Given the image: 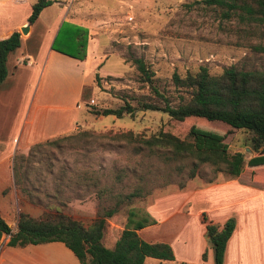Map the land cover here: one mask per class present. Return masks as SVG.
<instances>
[{
	"label": "rangeland",
	"instance_id": "1",
	"mask_svg": "<svg viewBox=\"0 0 264 264\" xmlns=\"http://www.w3.org/2000/svg\"><path fill=\"white\" fill-rule=\"evenodd\" d=\"M88 1L91 6L96 5L95 13L92 7L89 11L80 7L97 20L89 32L90 41L86 48L88 64H95L97 72L93 75L83 73L82 76L78 72L76 75L77 67L61 62L55 63V69L49 72L54 87L52 102L55 104L73 106L75 97L67 86L71 85L73 89L77 76L84 80L83 95L76 102L78 108L70 110L77 116L76 128L66 135L33 143L14 154L11 231L15 229L18 214L24 213L22 211H28L26 214L33 218L61 211L87 225L101 204V199L94 194L96 188L104 186L126 192L140 177L154 179L146 185L148 188L152 185L151 190L135 198L131 204L120 206L115 214L106 218L108 229L105 232L109 234L111 228L117 229L130 207L143 210L153 220L147 225L156 224L158 219L145 208L148 197L152 196L149 204L157 208L163 197L158 193L166 187L180 189L189 183L230 178L221 172L212 173L205 165H201L192 178H187V168H176L179 161L164 164L136 154L131 145L115 137L118 133L130 131L147 137L162 130L183 138L190 127H194L216 136L224 134L228 152L239 151L244 160L254 154L248 145V132L219 121L197 118L176 121L164 112L139 107L132 116L124 114L119 118L95 114L94 111L119 107L124 99L136 106L135 100L128 95L149 94L146 84L138 79L132 63L135 57L141 58L153 72L158 89L171 103L177 101L180 93L171 81L173 72L182 75L186 71H195L199 65H204L210 74H216L229 65L264 70V52L252 49L254 44L264 45V23L246 24L236 17L223 19L218 7L207 5L203 0ZM7 14L8 18L19 16L18 11ZM59 65L63 70L61 73L57 70ZM181 165L187 166V162ZM240 179L264 184V169L242 168ZM164 180L170 182L162 185ZM190 191L187 189L183 194L191 201ZM174 227L175 221H162L147 232L165 234ZM155 261L148 258L144 264H155Z\"/></svg>",
	"mask_w": 264,
	"mask_h": 264
},
{
	"label": "trees",
	"instance_id": "2",
	"mask_svg": "<svg viewBox=\"0 0 264 264\" xmlns=\"http://www.w3.org/2000/svg\"><path fill=\"white\" fill-rule=\"evenodd\" d=\"M55 0H35L30 5L27 22L31 24L40 10ZM207 5L220 9L223 19L236 17L246 24L264 23V0H203ZM87 40L86 28L69 22H62L52 41L51 48L72 58L85 57ZM65 43V45H62ZM19 45V34L12 31L0 39V82L6 75L7 54ZM70 47L71 49H69ZM253 50L264 52V45L254 44ZM138 72V79L148 87L149 94L128 95L135 100L136 106L127 99L116 108H103L94 111L99 115H113L117 118L124 114L132 116L136 107L158 110L176 121L197 118L204 121H219L232 128L249 133L248 145L254 152L247 160L239 151L228 152L224 134L216 136L207 130L198 131L190 127L183 138L167 131L158 130L147 137L130 131L118 133L115 137L123 139L132 146L134 153L157 159L169 164L179 161V169L187 168V178H192L201 165L208 166L212 173L221 172L231 178H239L242 168L264 169V70L242 69L236 65L222 67L220 72L210 74L204 65L193 72L179 75L173 72L171 81L179 90L177 101L171 103L155 83L153 72L139 58H132ZM83 95V93H82ZM48 141L49 143L54 142ZM187 162V166L181 165ZM156 177V176H153ZM150 179L138 178L126 192L114 191L111 187H98L94 194L101 199L93 219L84 225L69 215L56 211L42 218H33L19 213L16 230L0 217V237L8 235L7 245L24 246L46 242H61L76 258L79 264H142L145 257L172 260L170 246L164 242H147L139 237L137 230L153 220L144 211L132 207L126 209L125 223L112 247L102 244L106 218L115 214L122 205H129L135 198L149 193L146 187ZM154 179H151V183ZM212 179H208L207 182ZM170 181L164 180L162 185ZM182 185L180 184L179 187ZM107 201V202H105ZM234 222L227 219L222 224L205 223V237L212 249L213 264H222L224 248ZM201 258H205L202 252Z\"/></svg>",
	"mask_w": 264,
	"mask_h": 264
},
{
	"label": "crops",
	"instance_id": "3",
	"mask_svg": "<svg viewBox=\"0 0 264 264\" xmlns=\"http://www.w3.org/2000/svg\"><path fill=\"white\" fill-rule=\"evenodd\" d=\"M32 3L31 0H0V39L12 31L19 34V45L7 54L6 75L0 82V217L9 227L15 190L12 189L11 168L14 154L33 143L66 135L76 128L77 116L70 110L78 108L76 102L82 97L84 80L77 76L73 89L71 85L67 86L75 97L73 106L55 104L52 102L54 87L49 72L55 69V63L60 62L77 67L76 75L78 72L81 76L97 72L95 64H88L86 49L89 32L97 20L80 7L88 11L92 7L95 13L96 5L91 6L87 0H55L44 6L29 24L26 19ZM16 11L19 12L17 18H8L7 12L14 14ZM62 22L88 29L82 60L51 48ZM24 26L26 30L22 32L20 29ZM60 66H57L58 73L63 72ZM187 189L191 190V201L183 194ZM158 194L163 197L157 208L149 204L152 196L146 200L145 208L158 219L156 224L175 221L174 229L153 235L147 232L151 226H156L151 224L136 231L144 241L164 242L170 246L173 259L153 258L155 264H213L212 249L205 237V223L222 224L227 219L233 220L234 227L225 244L222 264H264V184L230 177L201 184L189 183L180 189L166 187ZM124 223L125 217L117 229L111 228L109 234L104 231L101 241L105 247L113 246ZM15 230L16 225L12 232ZM7 240V235L0 237V264H79L61 242L9 246ZM202 252L205 253L204 259L201 258ZM148 258L152 257H145L142 264Z\"/></svg>",
	"mask_w": 264,
	"mask_h": 264
},
{
	"label": "water",
	"instance_id": "4",
	"mask_svg": "<svg viewBox=\"0 0 264 264\" xmlns=\"http://www.w3.org/2000/svg\"><path fill=\"white\" fill-rule=\"evenodd\" d=\"M22 32H25V30H26V27L24 26V27H21V29H20Z\"/></svg>",
	"mask_w": 264,
	"mask_h": 264
}]
</instances>
